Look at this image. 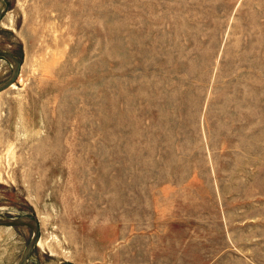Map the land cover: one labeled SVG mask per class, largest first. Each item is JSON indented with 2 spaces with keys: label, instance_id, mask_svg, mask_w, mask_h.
Masks as SVG:
<instances>
[{
  "label": "rangeland",
  "instance_id": "1",
  "mask_svg": "<svg viewBox=\"0 0 264 264\" xmlns=\"http://www.w3.org/2000/svg\"><path fill=\"white\" fill-rule=\"evenodd\" d=\"M5 2L0 216L40 227L27 264H264V0ZM32 234L0 226V264Z\"/></svg>",
  "mask_w": 264,
  "mask_h": 264
},
{
  "label": "water",
  "instance_id": "2",
  "mask_svg": "<svg viewBox=\"0 0 264 264\" xmlns=\"http://www.w3.org/2000/svg\"><path fill=\"white\" fill-rule=\"evenodd\" d=\"M6 2L5 0H0V20L3 16V14L6 12ZM0 56L9 60L12 63L13 73L11 77L6 80L5 82H2L0 85V93L10 87H12L15 84V81L17 77L19 76L20 70H21V60L18 58V56L14 53H11L6 50L0 49ZM0 226H9V227H27L30 228L33 232L31 243L28 246L27 250L22 255V259L19 264H27L29 259L32 257V253L35 250V247L38 245V239H39V233H40V227L38 226L37 222L34 220H31L26 217H20V218H10V217H2L0 216Z\"/></svg>",
  "mask_w": 264,
  "mask_h": 264
}]
</instances>
